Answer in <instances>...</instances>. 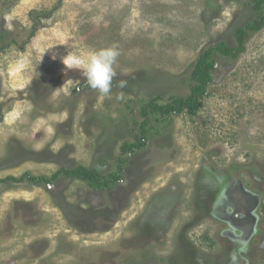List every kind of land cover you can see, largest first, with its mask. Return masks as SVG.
Listing matches in <instances>:
<instances>
[{"label":"rangeland","instance_id":"rangeland-1","mask_svg":"<svg viewBox=\"0 0 264 264\" xmlns=\"http://www.w3.org/2000/svg\"><path fill=\"white\" fill-rule=\"evenodd\" d=\"M247 1L0 0L15 39L0 50V178L116 170L143 101L185 96L198 55L254 17ZM113 45L108 96L61 62ZM214 58L196 115L172 116L114 189L0 182V264H264V27Z\"/></svg>","mask_w":264,"mask_h":264},{"label":"trees","instance_id":"trees-1","mask_svg":"<svg viewBox=\"0 0 264 264\" xmlns=\"http://www.w3.org/2000/svg\"><path fill=\"white\" fill-rule=\"evenodd\" d=\"M253 11L254 17L245 23L237 26L233 30L234 43L228 44L225 40H219L211 46L203 50L192 63L189 73L188 89L189 92L185 96L169 95L164 100L160 94H153L147 100L143 101L139 109L140 120L133 116V139L132 141H124L120 145V155L116 157L117 169L107 174L102 173L95 167H86L85 165H77L74 167H61L51 176L39 175L33 176L29 172L22 173L19 177L7 176L0 178V182H24L28 181L33 185H49L52 184L59 175L63 174L70 179L84 181L93 189L112 190L121 180V174L131 156L142 151L147 147L148 142L153 136H160L171 123V117L186 113L194 116L202 106L207 86L213 80V73L216 69V59L214 53L232 59L237 58L245 51V42L251 33L257 32L264 27V0H250L245 3ZM34 24L32 32L39 21L49 15V12H31ZM8 32L2 30L0 50L8 45L14 44L15 39L5 42V35ZM33 34V33H31ZM3 44V45H2Z\"/></svg>","mask_w":264,"mask_h":264},{"label":"clouds","instance_id":"clouds-1","mask_svg":"<svg viewBox=\"0 0 264 264\" xmlns=\"http://www.w3.org/2000/svg\"><path fill=\"white\" fill-rule=\"evenodd\" d=\"M65 42H62V45ZM48 51L45 50L41 54ZM120 52L115 45L101 48L99 50L91 51L85 58L78 57L74 54H67L61 60L66 69H79L82 71L83 76L86 78L87 85L97 90L103 96H108L111 92V85L114 76L116 75L113 65L116 63ZM51 59H56L55 55L51 56ZM126 86V81L120 82V87ZM62 90L66 95L71 93V82H65L57 89L53 91ZM117 99H123V96H118Z\"/></svg>","mask_w":264,"mask_h":264}]
</instances>
